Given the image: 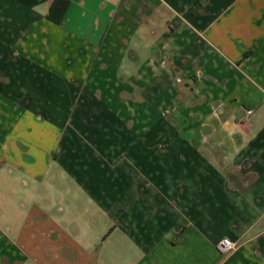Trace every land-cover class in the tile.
Returning <instances> with one entry per match:
<instances>
[{
	"label": "crops",
	"instance_id": "obj_1",
	"mask_svg": "<svg viewBox=\"0 0 264 264\" xmlns=\"http://www.w3.org/2000/svg\"><path fill=\"white\" fill-rule=\"evenodd\" d=\"M53 1L0 0V264H264V0Z\"/></svg>",
	"mask_w": 264,
	"mask_h": 264
},
{
	"label": "built area",
	"instance_id": "obj_2",
	"mask_svg": "<svg viewBox=\"0 0 264 264\" xmlns=\"http://www.w3.org/2000/svg\"><path fill=\"white\" fill-rule=\"evenodd\" d=\"M251 114L250 110H247L245 112L246 116H249ZM237 248V243L230 240L229 238H222L218 244L217 249L222 254H229L230 252L234 251Z\"/></svg>",
	"mask_w": 264,
	"mask_h": 264
},
{
	"label": "trees",
	"instance_id": "obj_3",
	"mask_svg": "<svg viewBox=\"0 0 264 264\" xmlns=\"http://www.w3.org/2000/svg\"><path fill=\"white\" fill-rule=\"evenodd\" d=\"M65 7H66L65 0H54L50 6L48 18L51 19L52 21L57 22L60 15L63 13Z\"/></svg>",
	"mask_w": 264,
	"mask_h": 264
}]
</instances>
